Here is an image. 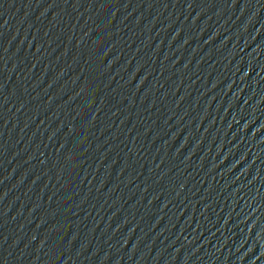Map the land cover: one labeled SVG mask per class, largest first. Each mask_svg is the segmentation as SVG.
<instances>
[{"label": "water", "instance_id": "95a60500", "mask_svg": "<svg viewBox=\"0 0 264 264\" xmlns=\"http://www.w3.org/2000/svg\"><path fill=\"white\" fill-rule=\"evenodd\" d=\"M0 264H264V0H0Z\"/></svg>", "mask_w": 264, "mask_h": 264}]
</instances>
